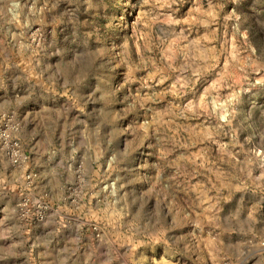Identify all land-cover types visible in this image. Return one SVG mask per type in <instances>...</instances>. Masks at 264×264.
<instances>
[{"label": "rangeland", "instance_id": "rangeland-1", "mask_svg": "<svg viewBox=\"0 0 264 264\" xmlns=\"http://www.w3.org/2000/svg\"><path fill=\"white\" fill-rule=\"evenodd\" d=\"M0 264H264V0H0Z\"/></svg>", "mask_w": 264, "mask_h": 264}]
</instances>
